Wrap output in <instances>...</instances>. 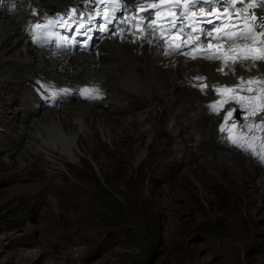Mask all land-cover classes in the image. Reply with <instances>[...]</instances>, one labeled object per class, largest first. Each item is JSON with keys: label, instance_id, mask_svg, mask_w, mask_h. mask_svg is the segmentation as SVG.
I'll return each mask as SVG.
<instances>
[{"label": "bare ground", "instance_id": "obj_1", "mask_svg": "<svg viewBox=\"0 0 264 264\" xmlns=\"http://www.w3.org/2000/svg\"><path fill=\"white\" fill-rule=\"evenodd\" d=\"M38 1L42 12H54L85 0ZM28 17L26 5L22 9L0 7V99L6 101L0 104V144L4 145L0 146V159L8 160V174H25L34 157L51 160L48 175L64 169L63 160L76 161L82 156L96 160L101 171L99 161L105 162L100 157L102 145L116 148L125 137H133L138 145V137L145 132L148 141L162 142L163 149L169 133L175 144L166 146L167 150L176 163L182 164L181 171L185 167V173L202 189L214 181L236 190L251 185L257 177L256 185L264 190V168L250 156L228 148L217 134L219 117L209 114L206 107L213 97L194 86L206 81L210 86L232 87L241 76L247 80L264 74V61H256L250 71L241 63L251 62H238L233 74L225 66H232L231 61L165 56L155 44L120 31L110 33L89 53L58 55L39 49L54 42L48 30L25 35ZM256 17L259 32L264 6L258 7ZM219 67L224 71H218ZM21 72H25L27 81L11 86ZM160 72L161 78L157 75ZM196 76L205 79L198 81ZM47 82L61 93L62 101L52 108L38 99L35 88ZM82 85L97 86L105 98L96 102L80 100L75 91ZM248 86L264 87L258 83L241 87ZM261 115L264 112L246 119L258 122ZM16 118H21L20 122ZM262 135L264 139V131ZM10 136L13 142L27 137L29 144L35 138L34 145L41 148L29 145V159H25L20 157L18 147L10 145ZM145 157L146 149L142 148L136 162H145Z\"/></svg>", "mask_w": 264, "mask_h": 264}, {"label": "rangeland", "instance_id": "obj_2", "mask_svg": "<svg viewBox=\"0 0 264 264\" xmlns=\"http://www.w3.org/2000/svg\"><path fill=\"white\" fill-rule=\"evenodd\" d=\"M138 139L102 145L101 171L82 156L48 175L51 160L33 155L25 174H8L0 159V264H264L257 177L236 190L214 181L202 189L167 150L169 133L163 149L145 132ZM8 140L25 159L29 145L41 148L35 138Z\"/></svg>", "mask_w": 264, "mask_h": 264}, {"label": "snow or ice", "instance_id": "obj_3", "mask_svg": "<svg viewBox=\"0 0 264 264\" xmlns=\"http://www.w3.org/2000/svg\"><path fill=\"white\" fill-rule=\"evenodd\" d=\"M221 0H159V3H153L148 5L149 8L156 9V11L152 12L149 16H143L141 15L139 18V23L135 25L136 30L140 31L141 33L147 32L148 36H151L157 40L163 39L165 33H169L173 36H179L181 33H184L185 27H187L190 31L188 33V39L183 41L182 43H174V42H168L166 41V45L172 48L173 52H177V50L181 49L183 45L185 44H195L197 47L194 48L192 51L189 52H183V53H177V54H183L186 56H190L192 59H196V55H193V52H199L201 56H203L204 59H221L219 55H212L209 54L207 51H200L201 48L208 49L214 47L211 40L208 41L207 44H203L200 42V35L204 34L208 37H213L218 42L219 41H227L229 43L230 50L236 52L237 54L234 56L227 57L228 60H231L232 66L225 65L229 67V70L235 74V68L234 65L238 62H251L247 65L244 63H241V67H247V69L250 71L251 68L255 67L256 61H264V48L261 49H249L248 51H244L243 49H239L237 45V41H249L252 43L256 42L257 36L264 37V17H261V22L258 25L260 31L256 32L253 30V25H245V28L243 31H233V28L236 27V25L231 23V16L236 15L238 16L239 12H233L229 13L228 7H224L223 11H220L215 7L217 3H220ZM243 2V0H241ZM260 3L261 6H264V0H251L248 7L249 8H255L257 6V3ZM89 3H95V4H102V3H109L113 5L112 12L114 13L117 9L121 6V0H89ZM223 4H227L229 7H234L236 0H222ZM162 4H169L174 5L175 9H179V14L175 11L172 12L171 18L167 19L165 23L159 24L157 23L158 18L160 17V6ZM203 5H208V10H205V7ZM144 8L143 0H140L137 6V10H141ZM72 14H76V9L71 10ZM99 15V13H97ZM227 17V20L224 18ZM252 20H256L257 17L255 15H252ZM63 19V18H61ZM113 17L111 13H108L103 16L104 24L101 25V30L107 31L106 25L108 23H111ZM147 20L145 27L143 29L140 28V24H143L144 21ZM216 21H221V23L216 26L212 31H207L203 28L198 27V25L202 23L207 24H216ZM91 22V21H90ZM49 24L54 23V21H48ZM121 24L124 23L123 20L120 21ZM178 23L180 26H178ZM43 25L36 24V29H41ZM80 27H84V24L81 22ZM174 30V31H173ZM120 32H123V28L119 29ZM158 33V34H157ZM192 33H199L195 36L192 35ZM215 33V36H214ZM141 39H147V37L141 35ZM147 42L149 44L152 43V39H147ZM261 44H264V41H261ZM244 48H247V45L244 46ZM165 56L171 55L172 53L169 51H164L163 53ZM220 72L224 71V67H219L217 69ZM227 74V73H225ZM194 79L198 81H203L205 77L203 76H196ZM238 83L234 84L231 88L225 86L223 88L214 86L215 91L220 94L222 92H233L235 89L239 88L241 91H246L248 93H252L254 91L256 92H264V87H260L258 89H253L252 87L243 88L242 85H252L254 83H258L260 85H264V74H261L260 77H253L245 80L243 76L238 78ZM198 86L203 90L208 85L207 84H200V85H194ZM87 91V90H86ZM232 100H235L237 104H240L241 101L245 100H252L255 101L257 99L256 96H241L238 99L235 96L231 97ZM227 100L224 101H216L213 104L209 105V107L217 111L219 107L222 106L223 103H227ZM245 106L241 104V108L243 109ZM236 109L232 108L229 109L224 119L227 120V118L232 117L233 112H235ZM261 112H264V105H261L259 109H257L255 106L248 109V114L252 117H255L259 115ZM231 127H235V123L232 124ZM249 131L255 127L259 130H264V115L260 116V122L259 123H249L246 125ZM224 128H221V131H224ZM243 137L233 139V143L240 144V139ZM243 146V145H240Z\"/></svg>", "mask_w": 264, "mask_h": 264}, {"label": "clouds", "instance_id": "obj_4", "mask_svg": "<svg viewBox=\"0 0 264 264\" xmlns=\"http://www.w3.org/2000/svg\"><path fill=\"white\" fill-rule=\"evenodd\" d=\"M221 122V121H220ZM219 122V123H220ZM218 123V124H219ZM230 149H232L234 152H236V153H239V154H243V155H247V156H250L253 160H254V158L251 156V155H249V154H247V153H245V152H243V151H240V150H236V149H234V148H230ZM254 162L258 165V166H260V167H262V168H264V165H262V164H259L258 162H256L255 160H254Z\"/></svg>", "mask_w": 264, "mask_h": 264}, {"label": "trees", "instance_id": "obj_5", "mask_svg": "<svg viewBox=\"0 0 264 264\" xmlns=\"http://www.w3.org/2000/svg\"><path fill=\"white\" fill-rule=\"evenodd\" d=\"M117 222V221H116Z\"/></svg>", "mask_w": 264, "mask_h": 264}]
</instances>
